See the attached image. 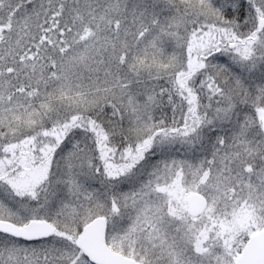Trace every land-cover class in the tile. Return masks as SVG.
Masks as SVG:
<instances>
[{"label": "snow or ice", "instance_id": "obj_1", "mask_svg": "<svg viewBox=\"0 0 264 264\" xmlns=\"http://www.w3.org/2000/svg\"><path fill=\"white\" fill-rule=\"evenodd\" d=\"M0 264H264V0H0Z\"/></svg>", "mask_w": 264, "mask_h": 264}]
</instances>
